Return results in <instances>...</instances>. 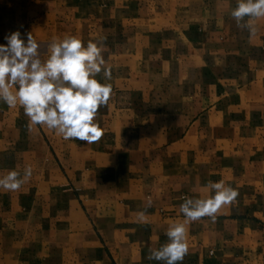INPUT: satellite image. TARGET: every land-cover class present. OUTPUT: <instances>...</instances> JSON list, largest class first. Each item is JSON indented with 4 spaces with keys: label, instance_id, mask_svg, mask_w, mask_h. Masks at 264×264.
Returning <instances> with one entry per match:
<instances>
[{
    "label": "crops",
    "instance_id": "0c3cea01",
    "mask_svg": "<svg viewBox=\"0 0 264 264\" xmlns=\"http://www.w3.org/2000/svg\"><path fill=\"white\" fill-rule=\"evenodd\" d=\"M237 2L0 0V45L32 33L44 60L54 37L106 38L112 78H96L113 88L92 144L29 131L0 101V178L32 167L0 188V264H163L149 249L184 222V198L221 180L235 202L185 225L178 264H264V18L237 27Z\"/></svg>",
    "mask_w": 264,
    "mask_h": 264
},
{
    "label": "clouds",
    "instance_id": "9594fccd",
    "mask_svg": "<svg viewBox=\"0 0 264 264\" xmlns=\"http://www.w3.org/2000/svg\"><path fill=\"white\" fill-rule=\"evenodd\" d=\"M231 16L237 27L254 33L252 21L264 18V0H238ZM5 39L6 45H0V101L12 108L18 104L23 108L29 119V131L38 125L65 140L88 144L99 141L104 130L96 122L98 110L108 105L113 94L110 83H101L96 78L101 73L105 80L112 78L111 68L106 66L102 55L106 38L90 40L85 46L75 36H65L62 40L54 37L44 60L32 33L27 34L26 43L19 31ZM31 175V166L24 169L23 176L15 170L9 171L0 178V188L17 191ZM206 187L214 194L207 198H184L179 207L184 222L169 226L167 243L149 249V260L163 264L182 262L188 253L185 225L204 217L215 222L221 208L234 203L238 196L223 180L209 181ZM144 216L145 212L138 213L141 220Z\"/></svg>",
    "mask_w": 264,
    "mask_h": 264
}]
</instances>
